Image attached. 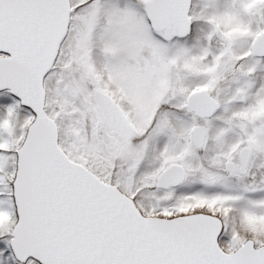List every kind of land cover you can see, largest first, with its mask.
Instances as JSON below:
<instances>
[{
  "label": "snow or ice",
  "instance_id": "obj_1",
  "mask_svg": "<svg viewBox=\"0 0 264 264\" xmlns=\"http://www.w3.org/2000/svg\"><path fill=\"white\" fill-rule=\"evenodd\" d=\"M0 264H264V0H0Z\"/></svg>",
  "mask_w": 264,
  "mask_h": 264
}]
</instances>
